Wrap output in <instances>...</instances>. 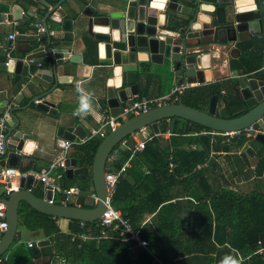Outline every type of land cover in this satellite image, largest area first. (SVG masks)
<instances>
[{"label":"water","instance_id":"obj_1","mask_svg":"<svg viewBox=\"0 0 264 264\" xmlns=\"http://www.w3.org/2000/svg\"><path fill=\"white\" fill-rule=\"evenodd\" d=\"M263 0H0V25L22 21L29 30L20 57L0 62V72L6 73L13 85L25 83L36 92L30 101L20 106L17 97L4 102L7 110L5 150L1 165L18 169L24 155H31L39 140L27 131L17 115L35 104V108L58 116L56 103L50 99L66 85L78 87L81 78L93 77L112 82L106 87V106L111 117L119 115L134 94L146 88L157 73L155 65L167 80L173 75L175 84L202 83L205 70L226 64L238 76L236 91L246 112L224 118L218 108V95L213 94L205 110L186 105L182 100L154 107L119 123L101 140L91 166H84L78 157L69 156L65 175L91 173L97 204L83 193L75 201L49 203L52 186H42L33 175L19 180L18 189L0 197L6 205L7 228L0 237V258L17 240L21 204L59 219L63 232L71 230L72 222L94 223L106 209L108 196L105 174L115 147L119 144L134 148L130 140L136 135L145 140L144 130L159 135L167 130L174 134L176 125L191 130L194 124L213 131L235 132L249 126L258 129L255 140L264 143V67L244 72L241 55L248 42L252 48L264 35ZM42 16L41 23H35ZM35 23V24H34ZM40 24L44 31H39ZM55 29L59 37L50 34ZM85 41L91 52V62L85 64L82 54L73 51L79 41ZM9 45L12 41L8 42ZM247 44V43H246ZM249 48V50L251 49ZM46 58L45 68L35 69L30 60ZM48 85L50 87H48ZM40 100V101H39ZM39 101V102H38ZM88 130L82 125L57 127L58 138L75 142L84 140ZM253 151L248 147L247 152ZM37 187L42 195L34 192ZM42 256L54 253L50 238L35 242Z\"/></svg>","mask_w":264,"mask_h":264},{"label":"trees","instance_id":"obj_2","mask_svg":"<svg viewBox=\"0 0 264 264\" xmlns=\"http://www.w3.org/2000/svg\"><path fill=\"white\" fill-rule=\"evenodd\" d=\"M261 9L264 13V0ZM250 47L244 44L241 55L244 72L260 68V63L253 65ZM220 87L221 84L191 87L181 100L204 110L210 97L219 95ZM216 89H219L217 93ZM237 97L227 103L226 115L221 117L233 118L247 111ZM181 122L176 125L177 131L171 135L169 146L161 145L157 137L145 143L144 149L131 159V166L119 175L112 197V206L120 210L133 229L140 231L148 247H140L132 239L100 238L98 221L82 226L80 221L74 220L71 230L63 232L58 218L23 202L19 211L21 227L41 230L43 237L51 239L54 253L50 259L46 256L40 260L42 255L37 246L29 247L27 242L16 240L2 255L0 264H53L52 261L54 264H264V193L256 189L243 194L228 186L211 190L213 193L204 198L191 184L199 176L197 167L206 162L211 149L218 148L222 142L242 147L254 140L241 135L223 141L221 137L201 133L213 131L202 125L194 124L193 130L183 131ZM101 140L93 137L79 146L86 153L80 159L82 165L92 164ZM116 149L117 146L114 151ZM128 157L125 154L124 160ZM123 164V160L114 159L108 163V170L118 173ZM170 164L175 167L172 171ZM263 168L262 157L254 169L256 176L262 174ZM179 177H182L180 181ZM175 183H179L182 190L172 194L170 188ZM69 187L72 186H64ZM137 195L142 198L138 199ZM147 214H154L153 222L158 231L145 229L142 223ZM108 234L118 236L120 231H108Z\"/></svg>","mask_w":264,"mask_h":264},{"label":"crops","instance_id":"obj_3","mask_svg":"<svg viewBox=\"0 0 264 264\" xmlns=\"http://www.w3.org/2000/svg\"><path fill=\"white\" fill-rule=\"evenodd\" d=\"M50 1L53 4L57 0ZM262 15L264 17L263 10ZM42 21V16H39L35 23H41ZM40 25L43 27L42 24ZM16 31H18L19 34L15 39L10 40L8 36ZM28 33L29 30L24 29L22 21L0 25V42L2 44V46L0 47V62L8 60L7 52H10L12 58L20 57L19 50L24 46V40ZM50 34H53L55 37H59L61 35V33L57 32L55 29H51ZM9 41H12L11 45H9ZM246 43L248 42H241L240 46H243ZM73 51L82 54L85 64L97 63L90 61L89 58L92 55L90 50L87 48V43L85 41L79 40L74 46ZM250 52L252 53L251 58L255 61L253 65H256V63H260V68L258 69H262L264 67V35L261 37L260 41L255 44L254 48L251 47ZM33 61L34 62H31L30 60L35 69L45 68L48 64L46 58L37 60L33 59ZM39 62L42 63L41 66H39ZM155 68L157 69V73L152 76L150 84L139 94L134 95L156 97L167 94L174 89L177 84H175L173 81V75L171 74L170 77L166 80L165 77H163L159 72L162 67L160 65H155ZM242 73V71L230 70L226 64H223L221 66L217 64L215 65V63L213 62L211 68L205 70L204 72V82L191 84L192 87L221 84V92L218 95V108L220 110V115H226L225 113L227 112V103L238 98L237 95L239 96L236 91V87L238 85V76ZM6 75V73L0 72V117L8 114L7 110L2 109L1 107L6 100H14V98L17 97L19 93H23V96L19 97V105L23 106L30 101L33 95L36 94L35 91L29 90L23 82L13 85V76L8 80L6 78ZM108 84L113 85V81L106 82V80L103 78L95 80L91 76L89 78H81L78 87H74L72 85L61 87L60 90L56 91L55 96L50 97V99L56 103V109H58L57 117L51 115L47 111L36 109L35 104H33L32 107H29L25 111H20L19 113H17L24 125H27V131L36 133L39 136V140L34 148L33 153L31 155L23 156L18 170L24 172H39L40 170L47 167L49 163L58 156L60 152V143L62 141H68L56 136L57 127L60 124H82L88 130V134L85 139H77L73 143V146L70 150V156L78 157L79 159H82L84 154L86 156V153L80 150L79 146L91 139L88 138V135L92 127L102 126L107 118L111 117L108 112V107L105 103L103 104L104 101L106 102V87ZM48 87L50 86L48 85ZM219 89L214 90V92L217 93ZM134 95L132 97H134ZM132 97L129 98L128 102H130ZM208 103L204 107L205 110L208 108ZM180 128L183 129V131H191L194 129V126L191 130L184 129L183 122H181ZM176 131L177 130H175V132ZM174 134H171L167 130L164 134L157 135L151 130H144L146 142L154 137H157L158 139H160V144L164 147L169 146L170 137ZM95 138L100 139V137ZM130 140L134 144V148L122 145V147L117 148L113 152L108 163H111V161H113L114 159L123 160L124 163L129 160L131 162V159L138 152H141L142 149H136V146L140 139L136 135H134L131 136ZM253 140L254 142L248 141V143L244 144L242 147H236V144H230L228 146V144H224L227 142H222L223 144L219 145L218 148L216 147L214 149H211L206 162L204 164H200L196 169V171L199 172V176H197L191 183L192 187H194V189H197V192L200 196L208 198L211 193H213L211 192V190L217 191L223 187L228 186L243 194H250L256 189H259L264 193V168L262 169V174L260 176H256V173H254V169L258 161L262 157L264 158V143L255 140V138H253ZM213 141L216 142L217 140L213 138ZM226 146H228L229 148L226 149ZM248 147H252L253 151H250L248 153ZM125 154L129 156L126 160H124ZM90 166L91 165H89V167ZM173 168L175 167L170 164V171H172ZM64 177H66V175H64L60 179H57L58 183L63 188L64 186L68 185L78 186L83 188V193L93 192L91 183L92 177L90 172L87 175H75L71 179ZM177 179L180 181L182 177H179ZM36 180L38 179L36 178ZM38 183L41 184L39 181ZM170 189V192L174 194L178 191H181L182 186L179 183H175L171 186ZM34 192H36L40 196L42 195L41 190L37 187L34 188ZM170 192H168V194H170ZM0 197H5L1 185ZM137 198L141 199L142 196L137 195ZM75 199L76 197H71L68 203L75 201ZM191 213L194 214L193 211ZM153 216L154 214H147L142 223L144 224L145 229L148 231H158L157 224H154L153 222ZM19 219H21L20 216ZM40 238H45L43 237V233L41 230H27L21 227L20 222L19 230L17 233V241H32L35 243ZM44 259V256L40 258V260ZM46 259H50V257L47 256ZM52 262L54 264V261Z\"/></svg>","mask_w":264,"mask_h":264},{"label":"built area","instance_id":"obj_4","mask_svg":"<svg viewBox=\"0 0 264 264\" xmlns=\"http://www.w3.org/2000/svg\"><path fill=\"white\" fill-rule=\"evenodd\" d=\"M39 31H43L44 28L40 25L38 28ZM19 34L18 31L11 33L8 37L10 40H13L16 38V36ZM2 46L0 42V47ZM8 59L11 57L10 52H7ZM31 62H34L31 60ZM39 66L42 65V63H38ZM192 87V84H179L174 87L172 91H170L167 94L156 96V97H147L142 95H134V97L131 98L130 102H128L127 106L123 109V111L115 116V117H108L107 120L104 122V124L100 127H92L89 131L88 138L93 137H100L103 139L110 130L114 129L119 123L122 121L133 117L135 115H139L142 112H146L154 107L172 104V103H178L181 101V95L184 94V92ZM7 116L3 115L0 117V185L3 188V193L5 197H7L12 191L15 189H18V181L21 178H26L28 175H33L38 179V181L42 184V186H52V199L49 200V203H62L67 204L71 197H77L80 194H83L81 189L78 186H72L69 188H63L57 181V179H60L65 175V169H66V161L68 157L70 156V150L73 146L74 142L71 141H62L60 143V152L58 156L52 160L47 167L40 170L39 172H24L20 171L15 168L5 167L1 165V160L3 158L4 150H5V138H6V130H7ZM259 132L258 129H255L252 126H249L248 128H245L243 130H238L235 132H218V131H201L203 134L210 133L212 135H216L221 137L225 141H229L231 138L244 135L247 138H255L257 133ZM83 143V142H82ZM145 140H139L138 144L136 146V149H144L145 147ZM173 165V164H172ZM131 166V162L126 161L118 173L110 172L108 170L105 174V182L107 186L108 196L106 200V209L103 212L102 216L98 220L99 225L101 227V235L100 238L104 237H111L114 239H121V240H135L140 247H148V241L141 237L140 231L133 229L131 223L124 219L121 212L117 209H115L112 206V197L113 194L116 191L117 183L119 179V175L126 171ZM17 184V185H16ZM61 196V198H60ZM90 198L93 199L94 203L97 204L98 202V196L93 191L89 194ZM81 225L83 226L86 222L80 221ZM7 228V221H6V205L5 203L0 199V237L4 233V231ZM108 231H120V234L118 236L115 235H109ZM84 238L85 235H82ZM28 246L32 247L35 245L34 242L28 241ZM263 249H260L262 251ZM156 260L159 261V259L156 258ZM1 261V258H0Z\"/></svg>","mask_w":264,"mask_h":264},{"label":"rangeland","instance_id":"obj_5","mask_svg":"<svg viewBox=\"0 0 264 264\" xmlns=\"http://www.w3.org/2000/svg\"><path fill=\"white\" fill-rule=\"evenodd\" d=\"M122 145H123V144H119V145L117 146V148L122 147Z\"/></svg>","mask_w":264,"mask_h":264}]
</instances>
